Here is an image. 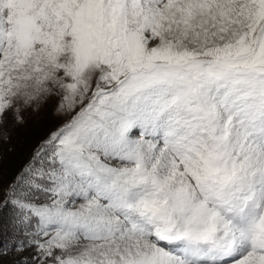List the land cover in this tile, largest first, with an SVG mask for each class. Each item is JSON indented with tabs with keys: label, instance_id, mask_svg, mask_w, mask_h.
<instances>
[{
	"label": "snow or ice",
	"instance_id": "6c2138e0",
	"mask_svg": "<svg viewBox=\"0 0 264 264\" xmlns=\"http://www.w3.org/2000/svg\"><path fill=\"white\" fill-rule=\"evenodd\" d=\"M50 105L0 264H264V0H0V145Z\"/></svg>",
	"mask_w": 264,
	"mask_h": 264
},
{
	"label": "rangeland",
	"instance_id": "374dc122",
	"mask_svg": "<svg viewBox=\"0 0 264 264\" xmlns=\"http://www.w3.org/2000/svg\"><path fill=\"white\" fill-rule=\"evenodd\" d=\"M60 123L61 121L54 114L50 105L39 114L29 117L23 127L12 130L10 143L0 145V181L5 186L14 180L31 155L33 148L54 131ZM2 215L3 213H0V222L2 218L7 220L9 213L5 212L4 217ZM8 234L7 231L3 232L0 239L6 241ZM17 258L14 255L4 257V264H11V261Z\"/></svg>",
	"mask_w": 264,
	"mask_h": 264
},
{
	"label": "trees",
	"instance_id": "16d2710c",
	"mask_svg": "<svg viewBox=\"0 0 264 264\" xmlns=\"http://www.w3.org/2000/svg\"><path fill=\"white\" fill-rule=\"evenodd\" d=\"M4 214L5 213H3V215H2L3 217H4ZM3 224L4 225L6 224V226H3ZM0 226H3V228H4V229L2 228L3 229L2 232H1L2 229H0V238H1L2 237V233L7 231V220L5 218L1 219ZM0 241H4V239H2V240L0 239Z\"/></svg>",
	"mask_w": 264,
	"mask_h": 264
}]
</instances>
